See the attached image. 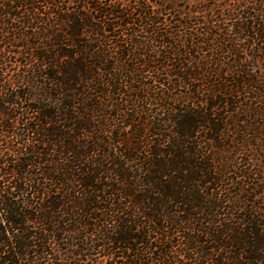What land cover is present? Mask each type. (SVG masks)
I'll return each mask as SVG.
<instances>
[{
	"label": "trees",
	"instance_id": "1",
	"mask_svg": "<svg viewBox=\"0 0 264 264\" xmlns=\"http://www.w3.org/2000/svg\"><path fill=\"white\" fill-rule=\"evenodd\" d=\"M162 2L0 0V264H264V10Z\"/></svg>",
	"mask_w": 264,
	"mask_h": 264
},
{
	"label": "rangeland",
	"instance_id": "2",
	"mask_svg": "<svg viewBox=\"0 0 264 264\" xmlns=\"http://www.w3.org/2000/svg\"><path fill=\"white\" fill-rule=\"evenodd\" d=\"M153 2H159V3H163V0H152ZM168 2L169 5L174 6L175 9L177 10H195L197 12V16L200 20H204V17L206 15H203V12H209L210 8H215V10L217 12H219V14H217L216 19L215 17H213V20L215 19V25L218 27L220 26L221 28H223V25H228L229 29H231V24H233L235 22L236 19L233 18V16L228 17L227 15H229L230 13H242L244 12H249L250 15L255 14L254 19L257 17L258 15V10L257 9H262L264 10V0H262V2H260L259 0H250L248 2L242 3V0H165ZM223 12V13H222ZM221 13V14H220ZM264 13V11L262 12V14ZM209 14V13H208ZM168 16L165 15V17ZM264 19V15L262 16ZM219 30V28H218ZM219 31H222V29H220ZM234 38L233 36L231 37V39ZM241 42V43H240ZM240 44H244L245 46V50H244V55L247 58V65L250 67V69L253 71V73L255 75H260V74H264V61L263 62H258L256 59L253 60L251 59V55L252 54H256V50L258 49V47H260L259 45H254L255 47H250V46H246L247 41H240ZM256 49V50H255ZM255 52V53H254ZM256 122L258 123V126L260 128H262L261 130V134H259V138L261 139L258 143H256V145L258 144V146H261L264 149V117H261L256 120ZM262 154L264 155V151H262ZM259 166H257V169H261L264 172V160L262 161L261 166L258 168ZM260 186L263 187L264 189V180L260 182Z\"/></svg>",
	"mask_w": 264,
	"mask_h": 264
}]
</instances>
